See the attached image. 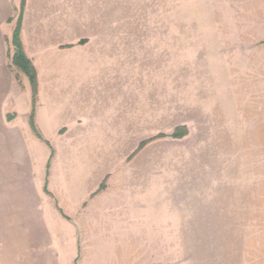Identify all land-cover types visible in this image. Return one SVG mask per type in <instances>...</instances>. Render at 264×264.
Masks as SVG:
<instances>
[{"label":"crops","instance_id":"1","mask_svg":"<svg viewBox=\"0 0 264 264\" xmlns=\"http://www.w3.org/2000/svg\"><path fill=\"white\" fill-rule=\"evenodd\" d=\"M20 3L0 0V264H159V237H179L181 214L159 189V139L140 148L159 133V72L116 52L117 23L99 22L90 0H26L21 40L50 145L31 126V82L13 62ZM250 16L218 37L250 55L220 53V67L189 89L187 114H172L191 135L202 126L221 230L228 183L254 155L247 143L264 144V0H252Z\"/></svg>","mask_w":264,"mask_h":264},{"label":"rangeland","instance_id":"2","mask_svg":"<svg viewBox=\"0 0 264 264\" xmlns=\"http://www.w3.org/2000/svg\"><path fill=\"white\" fill-rule=\"evenodd\" d=\"M90 3L99 22L117 23L108 31L115 33L116 52L131 50L133 65L159 72V133L146 144L159 139L151 148L159 149V189L164 187V196L172 197L173 212L175 205L181 211L179 237H159V264H264V144L247 143L254 155L241 170L237 186L231 189L228 183V220L221 230L219 184L210 182L205 173L209 160L202 126L191 135L188 125L179 124L186 119L172 115L187 114V99L193 96L189 89L203 85L205 69L220 67V53L232 56L238 48L243 57L250 55L251 46L221 45L218 37L228 39L229 23H250L252 0ZM219 27L224 29H213ZM173 84L179 87H173L174 98ZM168 210L172 213V208Z\"/></svg>","mask_w":264,"mask_h":264},{"label":"trees","instance_id":"3","mask_svg":"<svg viewBox=\"0 0 264 264\" xmlns=\"http://www.w3.org/2000/svg\"><path fill=\"white\" fill-rule=\"evenodd\" d=\"M25 7H26V0H21L20 9H19V19H18V22H17L16 27L14 29V34H13V44H14L15 50H16L14 53L13 62L15 65H17L19 68H21L22 71H24L26 73V75L29 77V80H30L31 86H32V91H33V108H32V112L30 115V123H31V126H32L34 132L36 133V135L40 139L47 141V140H45V138L43 137V135L39 131L37 124H36V121H35V112H36L38 88H39L38 72H37L35 65L31 61V59L27 56V54L24 50V47H23L22 40H21L22 15H23V12L25 10ZM80 43H84V40L80 41ZM71 46L72 45L63 46V47H71ZM63 131H61V132H63ZM174 135H176V133ZM47 143H50V142L47 141ZM146 143H147V141L142 142L140 145V148H142ZM104 188H105V183H103L101 185L100 190L104 189Z\"/></svg>","mask_w":264,"mask_h":264}]
</instances>
